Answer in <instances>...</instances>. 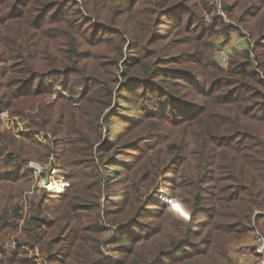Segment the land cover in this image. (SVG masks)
I'll use <instances>...</instances> for the list:
<instances>
[{"label": "trees", "instance_id": "trees-1", "mask_svg": "<svg viewBox=\"0 0 264 264\" xmlns=\"http://www.w3.org/2000/svg\"><path fill=\"white\" fill-rule=\"evenodd\" d=\"M212 1L0 0V264H233L264 233V0Z\"/></svg>", "mask_w": 264, "mask_h": 264}, {"label": "rangeland", "instance_id": "rangeland-1", "mask_svg": "<svg viewBox=\"0 0 264 264\" xmlns=\"http://www.w3.org/2000/svg\"><path fill=\"white\" fill-rule=\"evenodd\" d=\"M226 16H227V14H226ZM227 19H228V21H231V19L228 16H227ZM233 25L235 27L237 26L235 24V22ZM244 38L245 37H243L239 31L234 29V27L229 31L228 35L221 34V35L217 36V38H216V43H217L216 55L219 57L218 60L222 65H226L229 61V58L232 55L236 54L237 52L242 51L245 46H246L245 48L248 47V43L245 40H244V42L246 44L243 47L242 41ZM83 91H84L83 88L78 89L76 91V96H80L83 93ZM59 96L69 98V95L65 91H63L62 89H58V91L54 94L53 99L56 97H59ZM3 118H4V126L11 127V125L13 124L11 122V120H9L7 116H5ZM16 120H18V119L16 118ZM17 122H18V124H17L18 128L20 130L27 131V129L24 128V126H25L24 123H19V121H17ZM4 126L1 127V130H3ZM39 138H42L41 135H39ZM30 162H33L35 164H42V163L35 162V161H30ZM29 163H28V165H29ZM42 165H45V164H42ZM46 165H48V163ZM58 174H59V170L56 169V174H53L54 176H48V178H49L50 182L55 183L54 186L61 187V185H62L61 183L66 184V182L63 181L62 177H58ZM34 179L36 181L40 180V183L42 181V179L37 180L35 177H34ZM42 186H43V182L41 184V187ZM43 187L45 188V186H43ZM68 188H69V184H68ZM45 189H46V191H48L51 194L56 193V192H52L53 190H49L48 187ZM65 190H61L60 192L65 191ZM29 207H30L29 200L28 199L23 200L22 210L20 211V213L22 215L28 214ZM20 222L22 223V219L20 220ZM103 222L107 226L111 225V222H109V221L104 220ZM109 235H111V231L108 234L105 233L103 238H107ZM258 235H260L261 238L264 240V233L259 229L258 225L254 223L253 229L250 232L243 233V236L241 239L235 240L233 243H231L230 255H231L233 264H260V262L262 260H264V251H263V253L260 252L258 244H257ZM102 246H103V250L106 253L108 252V254H110V251L108 250L110 247V244L107 243V244L102 245ZM107 256H109V255H107Z\"/></svg>", "mask_w": 264, "mask_h": 264}, {"label": "built area", "instance_id": "built-area-1", "mask_svg": "<svg viewBox=\"0 0 264 264\" xmlns=\"http://www.w3.org/2000/svg\"><path fill=\"white\" fill-rule=\"evenodd\" d=\"M214 2L217 4V6H218V13L224 19V21L227 22V23L230 22L227 19L226 13L222 10L221 0H214V1H212V3H214ZM29 167L34 172V177L37 180H39V179H42L43 178L42 177L43 176V172L49 166L48 165H42V164H35L33 162H30L29 163ZM53 174H56V169H53V171L51 173V176H54ZM54 184L55 183L50 182L49 179H48V184L45 186V188L48 187L49 190H53L52 192H56V193L60 192L61 190H65V189L68 188V184L67 183L66 184L65 183H61L62 184L61 187H56V186H54ZM257 244H258V247H259V251L263 253V251H264V240L261 238L260 235H258V237H257ZM260 264H264V260H262L260 262Z\"/></svg>", "mask_w": 264, "mask_h": 264}, {"label": "water", "instance_id": "water-1", "mask_svg": "<svg viewBox=\"0 0 264 264\" xmlns=\"http://www.w3.org/2000/svg\"><path fill=\"white\" fill-rule=\"evenodd\" d=\"M48 177H45L43 180V186H46L48 184Z\"/></svg>", "mask_w": 264, "mask_h": 264}, {"label": "crops", "instance_id": "crops-1", "mask_svg": "<svg viewBox=\"0 0 264 264\" xmlns=\"http://www.w3.org/2000/svg\"><path fill=\"white\" fill-rule=\"evenodd\" d=\"M244 40L247 41L245 38L243 39V41H242V42H243V47H244V45L246 44V43L244 42ZM245 47H246V46H245ZM245 47H244V48H245ZM244 48H243V49H244ZM239 49H240V48H239Z\"/></svg>", "mask_w": 264, "mask_h": 264}]
</instances>
